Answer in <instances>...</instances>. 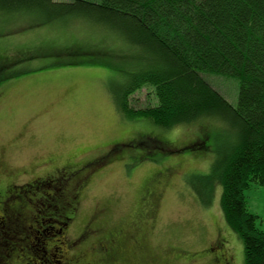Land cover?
<instances>
[{"label": "rangeland", "instance_id": "1", "mask_svg": "<svg viewBox=\"0 0 264 264\" xmlns=\"http://www.w3.org/2000/svg\"><path fill=\"white\" fill-rule=\"evenodd\" d=\"M2 19L0 188L65 168H82L80 176L91 177L79 191L65 237L76 241L73 246L94 263L104 255L98 240L121 226L133 236L136 230L143 232L126 243L133 253L130 260L108 259L104 264H135L134 259L145 264H217L215 255L222 252L225 258L219 264H226V258L232 264H245L242 241L222 215L217 178H210L213 191L203 192L210 199L208 205L198 193L208 176L216 174L214 167L222 154L235 144V131L210 121L166 130L147 118L130 119L114 96L130 72L116 56L124 44L104 28L80 20L38 26L20 17L9 23ZM73 62L76 65L67 66ZM207 79L236 106L237 80L217 75H207ZM156 102L149 85L130 96L131 106L137 108ZM206 131H210L209 147L185 149ZM146 135L158 136L178 151L158 150L154 147L158 142L151 140L139 147L136 141ZM115 144L120 148L116 159L88 172V165L110 153ZM72 178L65 179L66 185L74 183ZM245 195L263 230L264 185L251 186ZM81 234L82 240H76ZM135 238L145 246L138 248ZM37 244L36 254L40 248L47 250L46 244L60 245L55 240ZM61 245L66 256L77 249L66 242ZM211 246L214 251L209 250ZM54 259L60 261L61 256L56 254Z\"/></svg>", "mask_w": 264, "mask_h": 264}, {"label": "trees", "instance_id": "2", "mask_svg": "<svg viewBox=\"0 0 264 264\" xmlns=\"http://www.w3.org/2000/svg\"><path fill=\"white\" fill-rule=\"evenodd\" d=\"M19 17L38 26L85 21L121 38L124 45L116 56L130 72L114 96L130 119L147 118L166 130L210 121L235 131V144L220 157L214 177L208 176L198 187L199 198L209 204L210 199L202 195L205 189L213 191L210 178H217L222 215L242 241L245 264H264V229L258 227V216L249 210L245 195L251 186L264 185V0H0L2 21ZM207 75L238 81L236 106ZM145 85L154 88L156 104L131 106L130 96ZM206 132L185 149L209 147L210 131ZM144 137L136 141L139 147L151 140L158 142L154 146L158 150L178 151L158 136ZM116 145L88 165L91 171L116 159L114 154L120 150ZM54 173L0 188V264L2 260L6 264H70L67 257L77 258L75 251L66 256L61 244L76 247L74 241L66 240L65 231L79 191L90 176H80L79 169ZM68 176L73 177V185H66ZM116 230L117 236L125 237L119 243L123 250H110L108 258L128 261L133 253L126 243L136 236L121 226L110 234ZM80 236L76 240H82ZM39 240L43 244L55 240L60 245L46 244L47 250L40 248L36 254L33 248ZM56 254L60 261L54 259ZM224 255H215L217 264Z\"/></svg>", "mask_w": 264, "mask_h": 264}, {"label": "flooded vegetation", "instance_id": "3", "mask_svg": "<svg viewBox=\"0 0 264 264\" xmlns=\"http://www.w3.org/2000/svg\"><path fill=\"white\" fill-rule=\"evenodd\" d=\"M81 170H82V168L79 169V173L81 172ZM92 171H95V170H92ZM92 171H91V168H90V171H88V172H92ZM149 194H151L152 197H154L152 192L149 193ZM139 231H140V229L138 231L136 230L135 236L136 235L139 236L143 232V230H142V232L140 234H137ZM116 236H117V230L112 232L111 234L109 233V235L106 236L105 239H103V240L99 239L98 240V244L101 245L104 248L102 250V252H103L102 254H104V255H102V258L99 260L98 263H94L92 261L87 260L86 256H88V255L85 256L84 251L78 249L77 246L75 247V249L77 248L75 250V255L77 256V258L76 257H67V259H68L69 262H71L70 264H104V261L107 262V260L109 259L108 258V253L110 252V250L113 253H115L118 250H121V251L123 250V248L119 245V243H121L125 239V237L121 238L119 236H117V237ZM78 241H80V240L78 239ZM136 242L139 245L142 244L141 247L139 246L140 248H143L145 246L144 243H143V240H138V239L135 238V243ZM73 244H76V242H74ZM217 244H218L217 247H220V246L222 247L223 243L219 242ZM120 247H121V249H118ZM214 247L211 246L209 248V250L211 251L212 249H214ZM129 252H131V251H129ZM226 264H232V262H230V260L228 261V259L226 258Z\"/></svg>", "mask_w": 264, "mask_h": 264}, {"label": "water", "instance_id": "4", "mask_svg": "<svg viewBox=\"0 0 264 264\" xmlns=\"http://www.w3.org/2000/svg\"><path fill=\"white\" fill-rule=\"evenodd\" d=\"M101 166H102V164H101Z\"/></svg>", "mask_w": 264, "mask_h": 264}]
</instances>
